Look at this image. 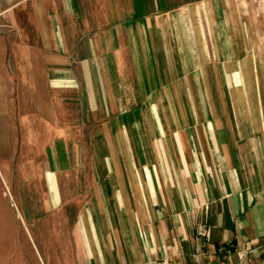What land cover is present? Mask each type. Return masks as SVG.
<instances>
[{"label":"crops","instance_id":"obj_1","mask_svg":"<svg viewBox=\"0 0 264 264\" xmlns=\"http://www.w3.org/2000/svg\"><path fill=\"white\" fill-rule=\"evenodd\" d=\"M218 4L19 1L0 222L35 263L264 264V28Z\"/></svg>","mask_w":264,"mask_h":264},{"label":"rangeland","instance_id":"obj_2","mask_svg":"<svg viewBox=\"0 0 264 264\" xmlns=\"http://www.w3.org/2000/svg\"><path fill=\"white\" fill-rule=\"evenodd\" d=\"M19 1L20 0H0V39H18V31L14 29L16 26L15 22L18 21V15L14 14V12H18ZM218 7L221 12H233L236 16V21H239V18L242 17L248 23L260 25L261 28H264V0H219ZM24 33H26L27 38H33V31L27 30L24 31ZM7 200L9 199L7 198ZM11 209L15 212L14 206H11ZM1 212L2 208H0V213ZM3 212H5L4 209ZM3 226L4 223L1 221L0 232L2 233L5 231L7 234L5 236L9 238L11 243L15 242V244H10V247L6 249L12 252V254H14L12 256L15 257L9 264H45L38 259H36V263L34 262L36 257L33 247L29 249V247L27 248L19 244L22 233L18 227L14 226L13 223L8 227L7 224L6 230ZM26 258H28L30 262L26 263Z\"/></svg>","mask_w":264,"mask_h":264}]
</instances>
